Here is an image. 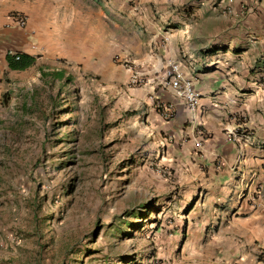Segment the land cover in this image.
I'll return each instance as SVG.
<instances>
[{
  "label": "rangeland",
  "instance_id": "374dc122",
  "mask_svg": "<svg viewBox=\"0 0 264 264\" xmlns=\"http://www.w3.org/2000/svg\"><path fill=\"white\" fill-rule=\"evenodd\" d=\"M119 1L111 15L73 1L70 37L0 78V264H240L253 252L235 251L205 187L181 181L142 75L130 83L138 72L117 37L133 2ZM221 1L160 0L155 19L174 42L214 38Z\"/></svg>",
  "mask_w": 264,
  "mask_h": 264
},
{
  "label": "crops",
  "instance_id": "0c3cea01",
  "mask_svg": "<svg viewBox=\"0 0 264 264\" xmlns=\"http://www.w3.org/2000/svg\"><path fill=\"white\" fill-rule=\"evenodd\" d=\"M73 1L81 2L0 0V78L31 67L9 69L8 55L25 54L36 61L38 54L51 52L48 45L53 47L57 37H70L63 12L76 10ZM96 1L103 4L98 14L111 15L118 0ZM129 1L131 6L123 8L129 24L119 28L117 38L121 54L131 56L145 81L146 101H152L149 119L165 143L164 155L183 164L181 181L187 187L207 189L203 203L212 206L215 220L226 223L235 251L253 252L240 254V264H264V257L258 259L264 253V0H222L217 36L175 42L164 27L170 22L155 19L159 8L154 4L160 7V0ZM14 13L27 18L24 29L10 25ZM83 21L85 31L86 16ZM169 63L192 79L200 96L195 112L170 87L165 76Z\"/></svg>",
  "mask_w": 264,
  "mask_h": 264
},
{
  "label": "built area",
  "instance_id": "2783aa9c",
  "mask_svg": "<svg viewBox=\"0 0 264 264\" xmlns=\"http://www.w3.org/2000/svg\"><path fill=\"white\" fill-rule=\"evenodd\" d=\"M227 1L231 3L233 0ZM10 25L12 27L24 29L27 26V18L20 13H14L10 16ZM13 56H15V60L19 59L17 54ZM140 76L141 75L138 73L135 74L133 72L130 76V83L139 86L140 83H143ZM165 76L168 79L170 87L175 91L176 96L184 100L185 106L189 111L195 112L199 106L200 96L198 92L193 89L192 79L187 78L175 63H169L165 70ZM200 138H204L202 133H200ZM198 146H200V143Z\"/></svg>",
  "mask_w": 264,
  "mask_h": 264
},
{
  "label": "trees",
  "instance_id": "16d2710c",
  "mask_svg": "<svg viewBox=\"0 0 264 264\" xmlns=\"http://www.w3.org/2000/svg\"><path fill=\"white\" fill-rule=\"evenodd\" d=\"M17 55L19 57L18 60H15V56L13 55H8L6 57V61L9 69L21 71L33 65L34 60L30 56L25 54H17ZM261 258H262L261 256L258 257L259 260H261Z\"/></svg>",
  "mask_w": 264,
  "mask_h": 264
}]
</instances>
